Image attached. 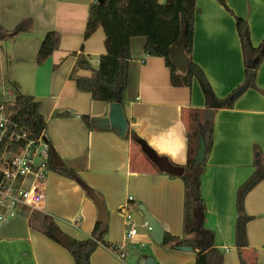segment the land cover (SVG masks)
I'll return each instance as SVG.
<instances>
[{"label": "crops", "instance_id": "crops-1", "mask_svg": "<svg viewBox=\"0 0 264 264\" xmlns=\"http://www.w3.org/2000/svg\"><path fill=\"white\" fill-rule=\"evenodd\" d=\"M96 0H0V97L14 100L30 96L41 104L47 122L43 136L63 167L74 170L98 193L108 212L104 244L92 254L91 264H196L195 252L173 250L156 243L142 227L147 221L143 206L164 233L183 236L184 183L180 177L160 173L141 146L118 131L91 130L82 116L103 118L109 105L95 101L77 89L70 79L77 62L72 53L87 57L93 68L106 53L102 28L85 39L90 5ZM165 3L166 0H159ZM227 11L218 0H195V32L192 58L206 74L215 95L228 97L244 83L245 63L235 17L247 21L251 41L264 40V0H226ZM31 19L29 32L13 30ZM50 31L61 35L59 50L37 65L40 45ZM145 37L131 39L129 82L124 95V113L129 129L157 155L183 167L187 161V119L192 109L205 108L198 81L175 88L170 70L161 57L144 53ZM82 77L91 72L81 70ZM257 85L264 91V60L257 72ZM71 112L68 117L59 112ZM259 165L264 166V96L248 90L233 109L217 112L214 143L202 177L201 195L206 203V227L215 232L224 264H241L235 240L236 200L239 187ZM35 209L54 218L66 236L87 240L97 222L98 210L81 183L50 171ZM140 223L128 256L120 260L111 246L126 241L123 209ZM248 246L242 249L246 264H264V180L246 196ZM33 210L0 227V264H74L60 244L29 227ZM140 231V232H139ZM131 259V261H129Z\"/></svg>", "mask_w": 264, "mask_h": 264}, {"label": "trees", "instance_id": "trees-1", "mask_svg": "<svg viewBox=\"0 0 264 264\" xmlns=\"http://www.w3.org/2000/svg\"><path fill=\"white\" fill-rule=\"evenodd\" d=\"M218 2L232 13L226 0H218ZM195 14V0H166L163 4L159 0H107L103 5L94 1L89 8L85 39H89L97 29L102 28L106 35V53L99 58L98 68H93L86 56L72 53L77 57V62L70 79L76 83L78 90L90 93L93 100L108 105L119 103L124 107V95L129 82L131 39L145 37L144 53L147 56L164 59L170 70L173 87L190 88L194 80L198 81L206 103L205 108L192 109L187 115V161L183 166L184 174L180 177L184 183L183 236L175 237L164 233L162 246H169L173 250L191 247L196 254V264H224L223 252L216 245L215 232L206 227L207 208L201 195L202 177L206 172L207 161L214 143L217 112L221 109H233L236 100L250 89L264 96V91L257 85V72L264 60V40L259 47H254L247 21L235 17L244 56L245 80L228 97L219 99L203 69L192 58ZM31 26V19L24 20L13 31L29 32ZM184 29L187 34L185 53L190 62L187 71L181 73L173 65L170 49L177 43ZM60 43L59 33L55 31L46 33L37 53V65L47 62L59 50ZM81 70L90 71L91 76L78 75ZM0 106H4L6 111L12 114L13 120L24 132L35 138L47 129V122L41 113V104L33 97L19 95L11 101L0 97ZM71 115L72 113L68 111L58 113L60 117ZM81 119L91 130H108L98 125L101 118L82 116ZM110 129L116 131L114 128ZM124 138L131 139L137 144L143 142L131 130L127 131ZM49 147V168L86 187L76 171L54 165L55 152L50 144ZM159 172L163 173L160 170ZM262 180H264V166L259 165L237 191L235 240L241 264H246L241 251L248 246L247 224L252 219L245 212L244 202L247 194ZM95 193L98 195L96 191ZM28 223L32 230L58 244L60 243L56 241L53 233L65 235L56 225L54 218L40 210L31 212ZM107 232V223L97 221L87 240L80 241L67 236L68 243L60 245L69 252L74 264H91V256L100 245L104 244Z\"/></svg>", "mask_w": 264, "mask_h": 264}, {"label": "built area", "instance_id": "built-area-1", "mask_svg": "<svg viewBox=\"0 0 264 264\" xmlns=\"http://www.w3.org/2000/svg\"><path fill=\"white\" fill-rule=\"evenodd\" d=\"M50 147L43 134L33 137L13 120L12 114L0 106V227L23 215L26 209H35V200L43 198L42 189L51 169ZM131 205L123 209L126 220V241L111 246L113 253L124 260L127 247L138 234L129 213ZM150 231L148 221L142 225Z\"/></svg>", "mask_w": 264, "mask_h": 264}, {"label": "water", "instance_id": "water-1", "mask_svg": "<svg viewBox=\"0 0 264 264\" xmlns=\"http://www.w3.org/2000/svg\"><path fill=\"white\" fill-rule=\"evenodd\" d=\"M107 0H96L99 4H105ZM186 31L185 29L182 32L181 37L177 41V43L170 49L171 57L173 58V65L175 68L181 72L185 73L189 67V58L185 53V42H186ZM253 66V65H252ZM98 125L103 128H114L118 131V133L124 137L129 129L128 121L125 117L123 106L119 103L110 104L108 107V112L105 117L101 118L98 122ZM143 153L146 155L148 160L161 172L167 173L171 176L181 177L184 174V168L175 166L171 164V162L162 156L157 155L152 149H150L144 142L139 144ZM53 162L56 167H63L62 161L59 157L53 153ZM85 187V186H84ZM88 195L94 202L95 206L98 210L97 221L101 223H107L108 221V212L107 208L102 201V199L95 193V191L89 187H85ZM140 210L145 215L149 226L150 232L153 240L156 243L161 244L163 242L164 231L161 225L148 213V211L140 206ZM54 237L57 242L62 245H66L69 241V238L63 234L58 232H54ZM182 251L190 252L192 251L191 247H180ZM154 261L152 258H148L145 264H153Z\"/></svg>", "mask_w": 264, "mask_h": 264}, {"label": "rangeland", "instance_id": "rangeland-1", "mask_svg": "<svg viewBox=\"0 0 264 264\" xmlns=\"http://www.w3.org/2000/svg\"><path fill=\"white\" fill-rule=\"evenodd\" d=\"M187 115H188V114H187ZM187 115H186L185 119H187ZM187 122H188V121H187ZM137 224H138V227H137V228L140 230V225H139L140 223H137ZM146 230H147V229H146ZM139 232H140V231H139ZM129 261H131V259H129Z\"/></svg>", "mask_w": 264, "mask_h": 264}]
</instances>
